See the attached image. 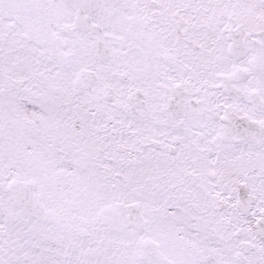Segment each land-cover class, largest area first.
Wrapping results in <instances>:
<instances>
[{
    "label": "snow or ice",
    "instance_id": "snow-or-ice-1",
    "mask_svg": "<svg viewBox=\"0 0 264 264\" xmlns=\"http://www.w3.org/2000/svg\"><path fill=\"white\" fill-rule=\"evenodd\" d=\"M0 264H264V0H0Z\"/></svg>",
    "mask_w": 264,
    "mask_h": 264
}]
</instances>
